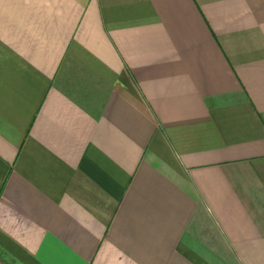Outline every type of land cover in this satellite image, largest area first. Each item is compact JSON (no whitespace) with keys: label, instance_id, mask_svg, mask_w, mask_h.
<instances>
[{"label":"crops","instance_id":"0c3cea01","mask_svg":"<svg viewBox=\"0 0 264 264\" xmlns=\"http://www.w3.org/2000/svg\"><path fill=\"white\" fill-rule=\"evenodd\" d=\"M0 264H264V0H0Z\"/></svg>","mask_w":264,"mask_h":264}]
</instances>
